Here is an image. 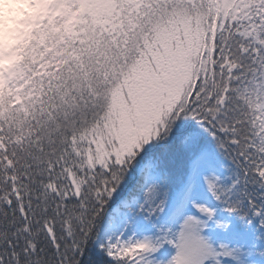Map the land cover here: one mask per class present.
Wrapping results in <instances>:
<instances>
[{"label":"snow or ice","instance_id":"6c2138e0","mask_svg":"<svg viewBox=\"0 0 264 264\" xmlns=\"http://www.w3.org/2000/svg\"><path fill=\"white\" fill-rule=\"evenodd\" d=\"M0 264H264V0H4Z\"/></svg>","mask_w":264,"mask_h":264},{"label":"rangeland","instance_id":"374dc122","mask_svg":"<svg viewBox=\"0 0 264 264\" xmlns=\"http://www.w3.org/2000/svg\"><path fill=\"white\" fill-rule=\"evenodd\" d=\"M4 0H0V41L4 38L5 28L19 29L24 27L19 22L24 19V13L28 11L26 5L11 3L10 9L3 7Z\"/></svg>","mask_w":264,"mask_h":264}]
</instances>
